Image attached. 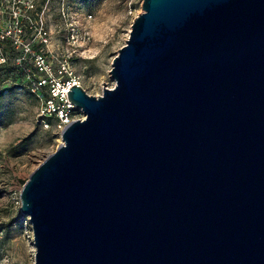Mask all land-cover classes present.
<instances>
[{
    "label": "water",
    "instance_id": "obj_1",
    "mask_svg": "<svg viewBox=\"0 0 264 264\" xmlns=\"http://www.w3.org/2000/svg\"><path fill=\"white\" fill-rule=\"evenodd\" d=\"M108 73L18 188L32 264H264V0H141Z\"/></svg>",
    "mask_w": 264,
    "mask_h": 264
},
{
    "label": "rangeland",
    "instance_id": "obj_2",
    "mask_svg": "<svg viewBox=\"0 0 264 264\" xmlns=\"http://www.w3.org/2000/svg\"><path fill=\"white\" fill-rule=\"evenodd\" d=\"M140 1L35 0L40 4L42 24L48 32V53L59 60L65 58L87 93L96 95L103 85L112 86L113 79L108 73L110 61L123 44L133 16L140 11ZM18 2L21 9L15 16L20 19L26 3ZM33 19L25 22L35 24ZM3 53L5 61L0 64V264H32L31 228L27 215L18 210V188L32 167L60 142V137L52 126L43 128L34 120L38 101L28 89L35 74L29 53L9 47H4ZM19 54L22 58L17 60ZM51 63L56 67L57 60ZM79 116H82L80 110Z\"/></svg>",
    "mask_w": 264,
    "mask_h": 264
},
{
    "label": "built area",
    "instance_id": "obj_3",
    "mask_svg": "<svg viewBox=\"0 0 264 264\" xmlns=\"http://www.w3.org/2000/svg\"><path fill=\"white\" fill-rule=\"evenodd\" d=\"M18 1L0 0V64L5 61L4 47L29 53L35 74L28 89L38 101L34 120L43 128L52 126L59 134L67 122L81 117L79 109L66 96L69 86L79 82L65 58L59 60L48 53V32L42 24L40 4L38 6L35 0H21L26 4L23 3V15L17 19L15 13L21 9ZM31 17L35 24L25 22L31 21ZM21 58L20 54L16 56L17 60ZM53 59L57 60L56 67L52 66Z\"/></svg>",
    "mask_w": 264,
    "mask_h": 264
}]
</instances>
